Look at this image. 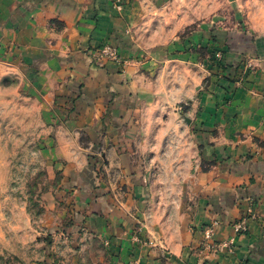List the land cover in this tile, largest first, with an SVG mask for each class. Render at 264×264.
<instances>
[{"label": "rangeland", "instance_id": "374dc122", "mask_svg": "<svg viewBox=\"0 0 264 264\" xmlns=\"http://www.w3.org/2000/svg\"><path fill=\"white\" fill-rule=\"evenodd\" d=\"M109 1L121 13L132 0ZM136 5L124 42L107 40L50 56L58 59L57 71L67 73L62 83L48 75L44 80L43 60L24 61L18 42L0 38V264H120L109 241L86 222L103 197L112 198L111 207L129 198L135 176L149 193L145 228L152 219L177 221L184 199L195 201L196 98L214 77L240 82L243 73L232 77L225 54L233 48L257 52L255 43L264 39V0ZM45 26L52 35L42 53L65 28L57 18ZM81 58L89 68L77 69ZM107 63L129 91L105 92L107 97L94 91L100 101L93 102L87 84ZM254 206L249 199L232 224L236 235L247 231L236 230L238 221L258 219ZM217 224L204 226L200 246L215 255L227 250L206 247L204 230L210 227L212 241H231L233 252V238L214 239ZM131 239L154 245L140 231Z\"/></svg>", "mask_w": 264, "mask_h": 264}, {"label": "crops", "instance_id": "0c3cea01", "mask_svg": "<svg viewBox=\"0 0 264 264\" xmlns=\"http://www.w3.org/2000/svg\"><path fill=\"white\" fill-rule=\"evenodd\" d=\"M109 3V0H0V38L18 42L24 61L43 60L40 65L44 73L40 76L44 80L48 75L62 83L67 73L63 69L57 71L58 59L50 57L53 54L64 55L69 48L81 46L97 47L107 40L124 42V29L134 11L138 12L137 0H132L121 13L114 11ZM48 18L63 21L65 28L54 35V42L42 53L44 39L52 35L45 26ZM263 40L259 38L255 43L257 52L241 54L233 48L225 54L227 62L233 65L227 70L232 77L235 75L237 80L243 73L240 82L227 79L217 82L213 76V82L196 98L192 141L199 165L191 187L196 199L191 205L185 203L187 197L184 199L178 220L152 219L144 227L143 211L149 193L136 176L131 182V192L127 193L129 198L111 207L108 200L113 201L112 198L103 197L97 213L89 214L91 221L86 222L87 226L93 224L109 241L120 257V264L132 261L264 264ZM244 63L252 67L244 68ZM43 64L48 67L45 69ZM75 64L78 70L89 68L84 65V58ZM94 75L97 80L90 79L87 84L88 96L93 102L100 101L95 99L94 91L106 97L109 91H129L110 63L104 69L94 70ZM87 117L91 118L88 114ZM249 199L254 201L258 219L247 221V231L236 235L232 224L246 209ZM213 221L218 223L214 239L233 238V252L225 250L215 255L200 246L204 226ZM138 231L143 240L154 241L153 247L133 242L132 235Z\"/></svg>", "mask_w": 264, "mask_h": 264}, {"label": "built area", "instance_id": "2783aa9c", "mask_svg": "<svg viewBox=\"0 0 264 264\" xmlns=\"http://www.w3.org/2000/svg\"><path fill=\"white\" fill-rule=\"evenodd\" d=\"M236 226H237L236 230L242 229V231H244L246 229L247 223L246 221H238ZM211 236H212V229L210 227H207L204 230V241L206 247L214 248V249L216 248L221 249L224 247L227 248V250L231 251V247H230L231 241L221 242L216 244L215 242L212 241Z\"/></svg>", "mask_w": 264, "mask_h": 264}]
</instances>
